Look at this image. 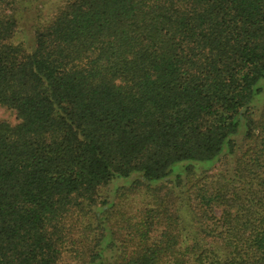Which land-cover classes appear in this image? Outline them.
<instances>
[{"label": "trees", "instance_id": "obj_1", "mask_svg": "<svg viewBox=\"0 0 264 264\" xmlns=\"http://www.w3.org/2000/svg\"><path fill=\"white\" fill-rule=\"evenodd\" d=\"M0 108V264H264V0H0Z\"/></svg>", "mask_w": 264, "mask_h": 264}, {"label": "rangeland", "instance_id": "obj_2", "mask_svg": "<svg viewBox=\"0 0 264 264\" xmlns=\"http://www.w3.org/2000/svg\"><path fill=\"white\" fill-rule=\"evenodd\" d=\"M1 116H9L8 112H4L3 109L0 108V117ZM10 118L12 119V116H10Z\"/></svg>", "mask_w": 264, "mask_h": 264}]
</instances>
